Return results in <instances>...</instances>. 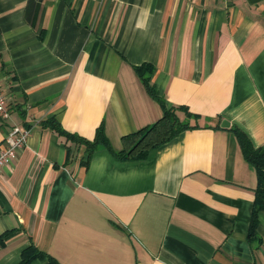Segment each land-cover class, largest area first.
Here are the masks:
<instances>
[{
	"label": "crops",
	"instance_id": "0c3cea01",
	"mask_svg": "<svg viewBox=\"0 0 264 264\" xmlns=\"http://www.w3.org/2000/svg\"><path fill=\"white\" fill-rule=\"evenodd\" d=\"M143 64L199 128L130 161L87 158L44 125L91 141L102 124L119 152L163 114ZM0 89V148L30 130L0 169V264L29 248L60 264H264L257 172L233 131L264 147V0H0Z\"/></svg>",
	"mask_w": 264,
	"mask_h": 264
},
{
	"label": "trees",
	"instance_id": "16d2710c",
	"mask_svg": "<svg viewBox=\"0 0 264 264\" xmlns=\"http://www.w3.org/2000/svg\"><path fill=\"white\" fill-rule=\"evenodd\" d=\"M135 72L148 94L161 105L163 114L152 125L124 136L122 138V149L119 152L112 150L102 124L95 130L94 138L91 141L66 133L53 119L45 121L44 125L56 131L67 142L83 146L87 158H90L96 149L103 147L116 159L130 161L143 160L152 150L169 142L180 133L200 127L198 124L200 118L190 113L185 107H165L163 98L158 95L155 87L150 83V77L153 73V68L150 65L143 64L135 67ZM233 131L238 139L245 160L253 165L257 172L256 201L249 228V234L251 235L255 232L256 215L258 211L264 208V147L254 148L243 132L237 128H234ZM33 258H47L48 264H60L51 256L36 251L34 248H29L23 253L21 264H26Z\"/></svg>",
	"mask_w": 264,
	"mask_h": 264
},
{
	"label": "built area",
	"instance_id": "2783aa9c",
	"mask_svg": "<svg viewBox=\"0 0 264 264\" xmlns=\"http://www.w3.org/2000/svg\"><path fill=\"white\" fill-rule=\"evenodd\" d=\"M9 116L7 99L0 89V118L6 119ZM30 136V130L20 126H13L5 137L4 146L0 148V169L10 165L15 160L17 153L22 149Z\"/></svg>",
	"mask_w": 264,
	"mask_h": 264
},
{
	"label": "water",
	"instance_id": "95a60500",
	"mask_svg": "<svg viewBox=\"0 0 264 264\" xmlns=\"http://www.w3.org/2000/svg\"><path fill=\"white\" fill-rule=\"evenodd\" d=\"M225 122L222 123V125H224ZM226 124V123H225Z\"/></svg>",
	"mask_w": 264,
	"mask_h": 264
}]
</instances>
